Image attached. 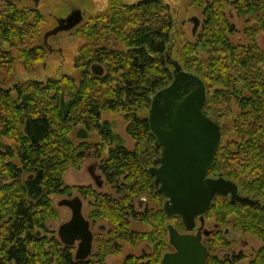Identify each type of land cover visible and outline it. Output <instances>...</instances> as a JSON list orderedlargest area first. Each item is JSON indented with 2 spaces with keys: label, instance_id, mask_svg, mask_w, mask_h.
I'll return each instance as SVG.
<instances>
[{
  "label": "trees",
  "instance_id": "16d2710c",
  "mask_svg": "<svg viewBox=\"0 0 264 264\" xmlns=\"http://www.w3.org/2000/svg\"><path fill=\"white\" fill-rule=\"evenodd\" d=\"M204 5L206 21L196 42L180 51L181 68L204 82V112L222 136L227 130L222 122L232 115L233 103L240 108L234 121L238 141L220 146L209 177L221 175L237 184L243 197L259 202L249 206L229 198L215 200L205 216L206 221H215L217 229L203 241L209 251L207 264H226L215 252L229 245L230 230L258 239L262 247L250 264H264V52L256 42L264 35V0H216ZM227 11H235L244 21L246 46L229 41L228 34L236 31ZM41 20L37 10L0 0V69L12 67L11 51L28 45ZM174 25L164 0H109L105 12L75 29L84 41L74 64L79 80L65 75L45 84L0 85V264H106L107 257L122 255L120 242L154 246L150 255L129 256L124 264H161L169 252L165 223L178 221V231H185L184 225L179 218L167 217L163 209L138 214L133 203L143 197L165 198L149 173L161 153L149 121L138 113L150 110L155 94L174 80L171 66L176 62L168 55ZM45 48L44 43L23 51L25 65L41 62ZM94 65L106 74L94 76L90 71ZM104 113L124 115L127 134L136 143L134 151L120 144L108 122L102 123ZM78 127L76 145L70 134ZM95 134L101 143L90 142ZM107 150L102 172L110 185L118 187L121 182V200L97 194L91 187L65 184L69 169L101 160ZM75 190L94 200L90 223L104 221L112 228L108 242L97 240L94 260L83 263H77L76 250L65 247L50 230L58 218L52 198L71 196ZM232 216L235 219L228 221ZM131 218L151 226L152 234L134 232Z\"/></svg>",
  "mask_w": 264,
  "mask_h": 264
},
{
  "label": "water",
  "instance_id": "95a60500",
  "mask_svg": "<svg viewBox=\"0 0 264 264\" xmlns=\"http://www.w3.org/2000/svg\"><path fill=\"white\" fill-rule=\"evenodd\" d=\"M35 7H38L36 2ZM84 21L80 9L73 10L58 26L47 33L44 43L62 33L74 31ZM193 35L201 22L197 18ZM96 77L104 75L103 67L94 65ZM207 90L200 77L184 71L174 64V80L152 98L149 125L156 138L155 147L161 155L155 166L149 169L155 187L165 197L163 210L167 217L181 219L186 233H180L173 225L167 227L173 253L164 255L161 264H207L209 251L204 238L213 231L205 229V216L218 197L229 198L232 203L258 206L259 202L243 197L237 184L225 179L209 177L221 145L220 127L204 112ZM90 175L97 188L104 186V179L90 168ZM59 207L71 211L69 222L58 228L60 242L75 248V261L87 262L93 254L94 233L91 223L84 216V204L79 196L62 200ZM198 223L200 226H198Z\"/></svg>",
  "mask_w": 264,
  "mask_h": 264
},
{
  "label": "rangeland",
  "instance_id": "374dc122",
  "mask_svg": "<svg viewBox=\"0 0 264 264\" xmlns=\"http://www.w3.org/2000/svg\"><path fill=\"white\" fill-rule=\"evenodd\" d=\"M15 3L19 9H31L37 10L42 20L38 25V34L29 41L25 47L13 49L11 52L14 56V64L6 69H0V85L6 88H12L13 85L22 82H39L47 83L50 80H61L63 76L68 75L76 80H79L80 71L75 69V60L79 55V50L83 46L84 41L78 36V33L74 30L69 33H62L56 37H52L48 40L45 48V56L41 62L29 63L25 65V60L21 54L23 51L30 50L36 46L44 45V38L47 33L54 30L58 26V22L61 19L67 18L73 10L80 9L84 15L83 24L86 23L89 17L105 12L109 7V0H7ZM140 0H124L126 3H136ZM171 8L174 17V30L172 33L171 42L169 44L168 55L172 62H176L183 67L179 53L182 48L189 44L195 43L196 37L193 35L194 24L191 22L193 18L200 20L201 25L198 33L201 32L203 23L206 21L204 14V4L213 3L216 0H203L202 3H193L192 0H164ZM236 1V0H232ZM36 2L38 7H35ZM228 22L235 28L236 33L233 35L228 34V39L233 45L246 46L247 40L245 37V23L239 19L235 11H227ZM258 47L264 52V35H259L256 39ZM6 51H10L7 45L4 46ZM183 69V68H182ZM171 70L174 71V67L171 66ZM184 70V69H183ZM92 72V69L90 70ZM106 74V70L104 69ZM93 74V73H92ZM104 74V75H105ZM240 113V108L237 103L232 105V115L225 119L222 123L227 129L226 133L222 136L221 145L225 146L231 142L238 141V137L234 131V121L237 115ZM141 119L149 118V110L140 111L138 113ZM108 122L111 125L113 134L119 139L120 144L128 151H134L136 143L127 134V123L124 115L119 114H108L102 115V123ZM81 127L76 128L71 134V141L78 145V132ZM92 143H101V139L98 135H94L91 139ZM156 142V140H155ZM7 143V142H4ZM161 155V154H159ZM108 157V150L105 152L103 159L101 160H90L81 165L79 170L69 169L65 176L64 182L68 187L79 188V187H91L97 194L106 195L114 201L121 200L123 193L120 192L122 184L114 186L110 185L107 181V177L103 174L102 168L104 161ZM158 157V156H157ZM95 167L96 173L101 175L104 179L103 188L99 189L96 187L91 175L90 168ZM217 175L214 178H218ZM213 178V177H212ZM78 195L77 191H73L71 196H55L52 198L54 209L58 215V218L50 223V230L54 231L57 235L58 228L69 222L71 219V211L65 207H59L58 204L65 199H74ZM79 196V195H78ZM84 204L83 213L85 218L88 220L94 200L84 199L79 196ZM163 197V196H162ZM165 203L164 199H150L143 197L134 200L135 212L138 214H144L147 211H160L163 209ZM235 217L228 218V221L234 220ZM131 229L136 233L152 234L151 226L129 219ZM92 231L94 233V245L93 254L91 260H94L99 245L97 244L98 239H102L104 242H108L111 237L112 228L109 223L99 221L97 223H91ZM169 225H173L176 229L178 227V221L167 220L165 223L166 228ZM198 226L200 224L198 223ZM185 229V228H184ZM205 229L209 231H215V221L205 220ZM219 231L225 232V229H219ZM180 233H186L185 231H179ZM59 239V238H58ZM228 244L224 249H219L215 252V256L219 261L225 262L226 264H250L253 261L255 254L261 249V242L251 235H238L230 230V238ZM119 246L122 248V255L120 256H109L106 258V264H124L125 260L129 256L141 258L144 255H150L153 252V245L149 242H142L138 245H131L126 242H120ZM167 251L170 253L174 251L170 245L169 234L167 230ZM75 250L77 247L74 248ZM168 252V253H169ZM242 258L240 261L236 259Z\"/></svg>",
  "mask_w": 264,
  "mask_h": 264
},
{
  "label": "flooded vegetation",
  "instance_id": "af4514ba",
  "mask_svg": "<svg viewBox=\"0 0 264 264\" xmlns=\"http://www.w3.org/2000/svg\"><path fill=\"white\" fill-rule=\"evenodd\" d=\"M160 153H161V151H160ZM159 156H160V155H159ZM159 156H158V157H159ZM158 157H157V158H158ZM157 158H156V159H157ZM154 166H155V164H154ZM91 228H92V225H91ZM182 234H184V233H182ZM173 252H174V251H173ZM173 252H171V253H173ZM167 254H168V253H167Z\"/></svg>",
  "mask_w": 264,
  "mask_h": 264
},
{
  "label": "bare ground",
  "instance_id": "6f19581e",
  "mask_svg": "<svg viewBox=\"0 0 264 264\" xmlns=\"http://www.w3.org/2000/svg\"><path fill=\"white\" fill-rule=\"evenodd\" d=\"M57 238H58V236H57Z\"/></svg>",
  "mask_w": 264,
  "mask_h": 264
}]
</instances>
